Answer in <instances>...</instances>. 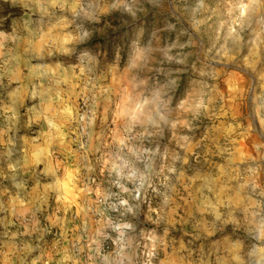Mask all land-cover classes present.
Masks as SVG:
<instances>
[{
	"label": "rangeland",
	"instance_id": "374dc122",
	"mask_svg": "<svg viewBox=\"0 0 264 264\" xmlns=\"http://www.w3.org/2000/svg\"><path fill=\"white\" fill-rule=\"evenodd\" d=\"M0 264H264V0H0Z\"/></svg>",
	"mask_w": 264,
	"mask_h": 264
}]
</instances>
